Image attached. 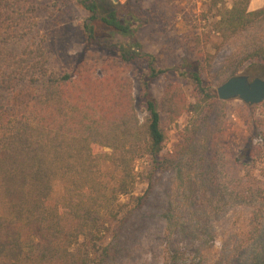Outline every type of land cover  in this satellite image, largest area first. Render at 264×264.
<instances>
[{
    "label": "trees",
    "instance_id": "16d2710c",
    "mask_svg": "<svg viewBox=\"0 0 264 264\" xmlns=\"http://www.w3.org/2000/svg\"><path fill=\"white\" fill-rule=\"evenodd\" d=\"M77 1L89 14L81 24L86 50L67 69L54 65L41 33L40 21L55 4L0 0V264H115L107 239L119 236L148 202L159 175L171 168L181 200L163 213L168 229L178 228L195 241L210 228L207 221L247 206L246 235L234 247L225 242L212 264H264V170L256 173L259 160L251 149L257 135L264 142V131H252L234 161L244 171L234 174L222 149L225 135H216L223 129L209 124L216 104L225 102L203 75L211 55L200 48L192 59L166 65L142 51L138 31L148 19L141 6ZM250 3L234 0L226 7L224 0H209V10L217 9L215 34L227 40L249 33L237 62L221 71L223 82L247 62L258 65H247L246 72L264 65V7L251 9ZM191 35V43L201 42V33ZM182 81L194 87L196 98L187 107L194 117L191 133L183 136L187 160L163 153L161 110L185 98ZM158 84L160 99L154 92ZM205 127L206 138L197 139ZM57 180L64 184L60 197L53 194ZM142 181L148 188L135 195ZM190 264L207 261L195 257Z\"/></svg>",
    "mask_w": 264,
    "mask_h": 264
},
{
    "label": "rangeland",
    "instance_id": "374dc122",
    "mask_svg": "<svg viewBox=\"0 0 264 264\" xmlns=\"http://www.w3.org/2000/svg\"><path fill=\"white\" fill-rule=\"evenodd\" d=\"M46 1L55 5L51 15L40 21L41 33L47 36L54 65L58 68H71L72 64L75 65L83 59L86 42L81 24L89 14L77 0ZM112 1L122 7L130 4L133 7L141 6V14L148 19L138 31L142 51L157 55L162 63L177 65L184 58L192 59L200 48L206 54H210L211 57L204 61L203 75L211 83L215 94L224 80L221 76L224 66L237 62L235 56L249 41V33L235 35L227 40L214 33L216 21L214 15L217 14V9L209 10V0ZM233 2L234 0H224L223 5L232 7ZM261 6L264 7V0H252L250 8L258 9ZM204 15H208L209 19L201 20ZM192 32L195 35L201 33V42H190L193 37ZM117 39L123 42L129 41L128 37L120 35H117ZM104 53L107 56L112 54L109 51ZM253 63L247 62L239 74H247L250 78L260 76L264 78V65L258 66L259 72H246L247 65H258ZM160 85L154 88L158 99L161 97ZM181 86L185 98L176 101L172 108L167 106L161 110L163 128L166 132L163 153L167 156L178 154L186 157L187 160L190 154L183 153L186 149V140L183 136L185 133H191L194 119L187 107L196 103V98L191 84L182 81ZM135 97L138 112L141 118H144L145 105L139 98L138 88L135 89ZM210 117V125L215 126L216 130H218L217 125L220 131L223 129L216 135L218 137L225 135L222 149L228 155L230 164L235 167L234 174L238 175V170L243 172L244 166L235 164V157L248 146L250 134L256 127L264 131V102L250 105L239 98L227 100L217 103ZM205 129L206 127L201 130L197 139L206 138ZM260 135L256 136L255 146L251 148L252 156L259 160L256 173L264 170V142L259 139ZM248 152H246L247 156ZM175 178L176 170L173 168L160 174L148 202L129 217L116 239L114 237L107 239L112 241V259L115 264H190L195 257L197 261L206 259L207 264H212L225 242H229L230 246L234 247L238 245L237 239L246 235L251 218V209L247 206L235 207L220 219L207 221L206 225L210 228H207V232L195 241L185 237L178 228L171 232L163 213L173 200H181L178 198L180 192L175 191ZM147 188V183L139 182L134 193L142 195ZM63 192L64 184L57 180L53 194L55 197H60ZM199 194L201 195L202 191H199ZM122 200L128 201V196H123ZM183 253L185 258L179 256Z\"/></svg>",
    "mask_w": 264,
    "mask_h": 264
},
{
    "label": "water",
    "instance_id": "95a60500",
    "mask_svg": "<svg viewBox=\"0 0 264 264\" xmlns=\"http://www.w3.org/2000/svg\"><path fill=\"white\" fill-rule=\"evenodd\" d=\"M221 100L239 98L247 104L255 105L264 102V78H250L247 74H238L228 78L218 88Z\"/></svg>",
    "mask_w": 264,
    "mask_h": 264
},
{
    "label": "crops",
    "instance_id": "0c3cea01",
    "mask_svg": "<svg viewBox=\"0 0 264 264\" xmlns=\"http://www.w3.org/2000/svg\"><path fill=\"white\" fill-rule=\"evenodd\" d=\"M251 2H252V0H251ZM250 5H251V3H250Z\"/></svg>",
    "mask_w": 264,
    "mask_h": 264
}]
</instances>
